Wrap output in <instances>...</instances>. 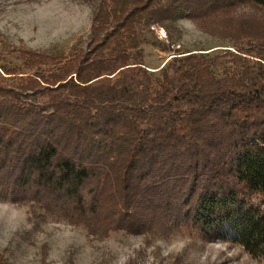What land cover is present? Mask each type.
I'll list each match as a JSON object with an SVG mask.
<instances>
[{"label": "trees", "instance_id": "obj_1", "mask_svg": "<svg viewBox=\"0 0 264 264\" xmlns=\"http://www.w3.org/2000/svg\"><path fill=\"white\" fill-rule=\"evenodd\" d=\"M83 1L86 48L1 67L0 200L92 237L185 230L264 261V0ZM179 19L234 50L156 78L138 28Z\"/></svg>", "mask_w": 264, "mask_h": 264}, {"label": "rangeland", "instance_id": "obj_2", "mask_svg": "<svg viewBox=\"0 0 264 264\" xmlns=\"http://www.w3.org/2000/svg\"><path fill=\"white\" fill-rule=\"evenodd\" d=\"M94 10L95 4L83 0H0V73L2 65L22 67L16 49L69 57L76 46L86 48ZM138 30L144 67L156 78L176 56L234 50L186 19ZM0 259L4 264H264L241 248L209 244L185 230L92 237L83 226L54 216L31 222L28 207L1 200Z\"/></svg>", "mask_w": 264, "mask_h": 264}]
</instances>
